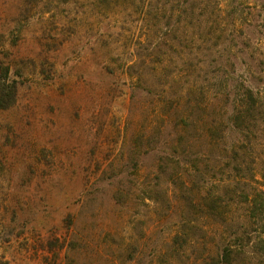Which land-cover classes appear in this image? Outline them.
I'll use <instances>...</instances> for the list:
<instances>
[{
	"label": "rangeland",
	"instance_id": "rangeland-1",
	"mask_svg": "<svg viewBox=\"0 0 264 264\" xmlns=\"http://www.w3.org/2000/svg\"><path fill=\"white\" fill-rule=\"evenodd\" d=\"M217 2L218 16L209 0H41L28 11L0 0V59L20 81L0 110V261L201 264L243 225L258 235L243 193L264 190V122L241 134L231 112L248 85L264 103V0ZM194 83L211 106H194ZM210 118L225 138L207 143ZM240 137L246 169L229 150ZM170 146L183 162L174 174L156 164ZM213 192L222 219L201 207ZM182 224L198 239L172 247ZM256 252L242 264H264Z\"/></svg>",
	"mask_w": 264,
	"mask_h": 264
},
{
	"label": "trees",
	"instance_id": "trees-1",
	"mask_svg": "<svg viewBox=\"0 0 264 264\" xmlns=\"http://www.w3.org/2000/svg\"><path fill=\"white\" fill-rule=\"evenodd\" d=\"M39 1L41 0H22V9L27 10L29 7L36 6ZM59 1L64 4L69 1L73 2V0ZM99 1L108 2L109 0ZM209 4L212 6L211 12L215 13V15L217 14L216 16H218L221 8L219 7L217 0H209ZM205 8H207L206 3L203 4V9ZM198 20H200V22L203 20L201 19V14H199ZM196 38L199 39L201 42H204V39L198 36ZM11 71L12 69L10 63L0 59V110H7L13 107L17 101L20 81H18V79L12 75ZM173 80H175V75L170 78V81ZM189 92L194 93V96L197 95L196 98L193 97V99L195 98L193 101L194 106L202 107L205 109L206 107H209L213 104V98L210 97L207 91H201L200 88L197 87L196 83H194L193 87L189 90ZM164 100L165 98L162 99L161 102L164 103L163 106H167L166 103L168 102ZM235 102L236 105L235 107H233L231 117L233 120L234 127L237 128L241 134L250 131L253 128L254 124L258 121L264 122V103L262 102L259 95L255 93L254 90L249 87V85L245 87L243 93ZM176 103L177 105L169 107V110H171L170 112L166 111V123L169 120V116L171 115L170 113L173 112L172 114H174V111L180 108V102L177 101ZM209 121L210 122L207 121L203 127L204 131L201 134L203 136V141L208 143L210 141L212 142L213 140L219 141L221 138H225V131H222L217 136L214 135V132H218V130H216L217 128L215 127V121L212 118H210ZM163 126L165 127L167 125L164 124ZM159 132H161V129H159ZM148 135L149 134H146L145 136L149 138ZM179 141L180 138L175 139L174 144H178ZM246 148L247 146H245V139H243L242 137L234 140L229 146L232 158L237 161L238 166L243 169H246V167L242 166L244 162L243 159L246 152ZM176 152L177 149L171 146L166 151H161V155L157 158L156 163L157 166L160 168V171L163 170L162 172H164L167 171V169L171 168L173 169L172 172L174 174V167L183 163L179 161ZM202 156L203 154L201 153L195 154V157L198 159H200ZM183 161L186 164L187 161ZM193 162L194 161L192 160V163ZM252 165L253 164L247 165V169L249 172L248 182H258V180L255 178V167H252ZM172 176L173 175L170 174L171 182L175 180ZM180 183L181 185L178 188L182 192L183 196H186L190 189L184 181H180ZM249 186H252L251 183H249ZM149 192L150 191L147 192L146 198H150L151 194H153L159 200L161 196L162 200L160 202L168 204L167 191L157 189V187L154 186L151 189L150 195ZM117 195V193H114V198ZM202 196L203 198L201 197V207H204L206 209L209 217L215 220L222 219L225 217V212H227L223 209L225 206V202L220 195L213 192L210 194L208 193L206 195L202 193ZM243 196L246 207H248V209H251L252 216H255L256 218L255 224L257 226L256 230H258V235H252V233H249L248 230L244 229L243 225L242 227H240L241 229H236L233 234L220 237L217 241L210 244V247L207 248V252L203 257L201 264H242L244 260L251 258V256L256 252V249V253H262L264 255V238L260 237L261 234H264V190L258 187H254L253 189L248 191V193L244 192ZM188 199L189 197H187L184 201ZM191 203L192 201L188 200V204ZM196 203H198L197 205H199L198 201ZM194 204L195 202L193 201V205ZM180 226V231H178V233H176L172 237V247H178L182 243L187 244V242H191V240L193 239H198L197 236L199 235V233L197 232H194L191 238L189 237V235L183 234L186 230L191 231L192 226L187 227L183 224ZM256 238L259 239L257 248L255 247V242L257 240ZM0 264L8 263L6 261H0Z\"/></svg>",
	"mask_w": 264,
	"mask_h": 264
}]
</instances>
